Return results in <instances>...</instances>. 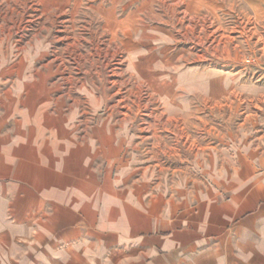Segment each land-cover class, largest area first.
<instances>
[{
  "label": "rangeland",
  "instance_id": "1",
  "mask_svg": "<svg viewBox=\"0 0 264 264\" xmlns=\"http://www.w3.org/2000/svg\"><path fill=\"white\" fill-rule=\"evenodd\" d=\"M172 3L173 0H0V142L6 140L7 145L0 144V264H140V243L120 241L110 232L84 235L73 247H50L41 241L39 216L25 214L28 209L35 210L39 200L31 194L30 186L10 179L11 172L16 169L9 165V155L11 151L15 153L14 143L9 142L14 138L15 128L27 129L18 136L41 138L40 134L31 133V126L52 123L66 127L72 121L74 125L81 121L88 126H98L100 122L103 125L110 122L115 128L119 125L128 127L133 133V129L150 123L161 141L151 140V134L137 150L123 147L126 156L145 160L143 154L159 141L161 147L165 142L167 146L179 149L177 159L183 160L182 163H171L169 156L156 151L159 167L153 170L148 167L151 172L147 170L149 182L144 184V193L153 189L160 197L139 200H144L147 208H158V214H145L144 220L154 218L161 226L159 233L165 227L163 224L171 220L172 215L166 212L168 208L174 207L175 216H178L184 207L195 209L200 203L209 201L206 197H197L195 191H230L236 186L226 180L225 183L222 179L216 181L217 177L212 175L218 170L217 149L222 150L228 141L231 144L235 137L233 129L250 111L257 112V128H263L260 113L264 112V91L257 102L242 98L239 103L233 95L214 102L194 100L190 108L192 119L187 120V124L181 117L167 123L166 118H155L156 114L168 110L169 99H175L176 89L171 87L172 82L176 74L183 75L188 67L229 75L239 69L246 76L255 71L256 76L264 75V55L254 48L256 42H264V21H256L249 13H240L238 8L226 7L223 12L215 10L217 16L207 17L206 21L188 22L184 7ZM127 16L128 22L119 21ZM122 31L128 35L124 37ZM127 36L129 39L120 45V40ZM126 47L130 52L135 47L140 48V54L130 55V58L134 57L133 62L142 67L138 72L125 71ZM131 73L151 80L148 84L159 91V97L152 93L149 85L137 88ZM168 92L171 97L167 96ZM176 93L179 98L185 95L182 88ZM47 96L53 99H46ZM75 97L82 102H74ZM85 98L96 101L93 104L96 108L94 120L90 111L93 108L84 102ZM48 100L53 117L58 109L70 116L69 122L58 119V124L48 113L43 115L44 103ZM121 110L129 114L128 121L122 125L119 120ZM176 126L188 128L191 146L183 144L184 129L181 135L174 134ZM165 128L167 130L163 131ZM253 137L255 135L246 138L254 140ZM253 145L258 146V163L264 151L259 150L258 140ZM3 146L4 151L1 150ZM115 154L117 151L112 157L116 158ZM228 154L231 158L234 155L233 151ZM184 155L187 161H184ZM248 155L249 152L240 151V157L234 159L233 168L237 173L244 170V159H248ZM209 156L214 165L208 167ZM30 169L40 176V167L22 168L23 172ZM101 169L98 168L99 176ZM248 170L255 172V185L259 191L264 185V167L257 164ZM231 171L229 167L226 178ZM220 173L224 174L222 170ZM40 177L46 179L48 175L44 172ZM124 181L120 185H133V182L126 184ZM228 194L213 201L227 203ZM128 201L137 202V199ZM127 218L137 223L140 215L136 213L133 219L130 215ZM237 224L218 240L189 247L177 260L168 259L163 253L152 258L145 252L142 254L146 255L145 264H264V220L260 219L256 228L250 230L248 224L241 223L240 227ZM144 248L147 249V244Z\"/></svg>",
  "mask_w": 264,
  "mask_h": 264
},
{
  "label": "crops",
  "instance_id": "2",
  "mask_svg": "<svg viewBox=\"0 0 264 264\" xmlns=\"http://www.w3.org/2000/svg\"><path fill=\"white\" fill-rule=\"evenodd\" d=\"M172 4L184 7L188 22L206 21L207 17L217 16L215 10L221 9L223 12V8L226 7L238 8L240 13H249L256 21H264V0H173ZM128 19L129 16L119 21L121 23L128 22ZM110 32L111 35L112 27ZM122 35L128 34L122 31ZM128 39L129 36L125 40H120V45L123 46V42ZM254 48L264 55V42L261 44L256 42ZM125 51L127 55L125 71L138 72L142 67L140 63H134V57L131 56L130 58V55L140 54V48L135 47L130 52L126 47ZM185 70L183 75L176 74L171 85L176 89V92L178 88H182L185 95L182 96L183 98H179L178 93L175 92V96L173 93L175 99L173 97L169 99L168 110L156 114L155 119L166 118L165 123H167L181 117L180 119H183L184 123L187 124L189 122L187 120L190 119L191 121L192 119L193 111L190 112V108L194 100L202 103L205 101L214 102L219 98L233 95V98H238L239 103H241L242 98L249 99L248 102H257L260 93L264 91V75L256 76V71L248 72L246 76L242 69L232 75L198 67H188ZM131 75L134 77L133 82L137 88L149 85L148 82L151 81L142 78L139 73V77L133 73ZM120 81L125 83L121 78ZM150 87L152 93L158 96L159 91L152 86ZM167 96L171 97L172 94L168 92ZM49 98L50 100L53 99L49 96L46 97V99ZM56 98L58 99L59 96ZM75 98L74 102H82L80 98ZM50 100L44 103L43 115L48 113L49 117L56 119L58 124L60 123L58 119H61L59 120L61 122H64L65 119L69 122L70 116H65L58 109L57 115L53 117L54 113L50 111ZM159 100L162 101L163 99L160 98ZM84 102H88L90 109L93 108L90 111L93 113L92 120H94L96 116V108L93 105L96 103L95 99L85 98ZM165 102L168 101L165 100ZM172 104L173 106H171ZM111 113L114 114L113 110ZM119 113L121 115L119 120L122 125L123 122L128 121L129 114L122 110ZM256 114V111L246 113L242 121H239L233 129L235 137L231 144L228 141L225 146L223 145L222 150L221 148L217 149L219 155L217 173H213L214 170L210 167L212 175L217 177L216 181L222 179L223 183L226 180L229 183H236V186L230 191L223 189L214 192L208 191V193L195 191L197 197H201V199L206 197L209 201L200 203L195 209L192 206L184 207L178 216H175L177 213L174 207H172L173 210L168 208L166 212L172 217L167 224H163L165 227L160 230L162 233L158 232L161 226L154 221V218L150 217V220H144L145 214H158V208H147L144 200H139L141 198L160 197L158 196L160 193L156 191V194L153 189L150 193L148 191L144 193V184L149 182L147 176L148 172H151L148 167L151 169L159 167V159L155 155L156 151L160 152L162 156H169L168 162L176 163L179 161L182 163L183 160L177 159L180 156L179 149L167 146L165 142H163L164 146L161 147V142H159L161 136L158 137L156 128L145 121L143 123H147V126H139L133 129V133L128 127L119 125L118 128H115V125L110 122H105L104 125L103 122H100L98 126H88L81 121L79 125H74L72 121L70 122L71 125L66 127L55 126L52 123L42 127L40 125L31 126V133L33 135L40 134L41 138L18 136L22 132H27V129L21 131L19 128H15L13 129L15 130L14 138L9 140L10 143L11 141L14 143L12 147L15 150V153L11 151L9 155V165L16 169L11 172L10 179L15 183L30 186L33 189L31 194L33 193L39 200L37 208L35 210L28 209L25 214L39 216V231L43 237L41 241L46 246L73 247L80 243V239L84 235L95 236L98 232H110V235L119 237L120 241L130 240L135 244L140 243V264H145L146 255L142 256L145 252L150 253L152 258H157L163 253L167 255L168 259L177 260L180 253L189 247H195L199 245L198 243L206 244L209 240H218V237L228 232L235 223H239L237 224L238 227L241 223L243 225L248 224L250 230L256 228L260 219L264 220V185L258 191L255 185L257 180L255 172L247 171L248 168L257 164L264 167V155L257 163L256 151H258V146L253 145L258 140V144H261L259 150L264 151V123L263 128H257ZM260 117L264 120V112L260 113ZM173 129L176 135H181L184 129L185 141L183 144L192 145V143H188V128L176 126ZM166 130L165 128L163 131ZM151 134L153 136L151 140L157 139L159 141L156 144L154 142L153 146L143 154L145 160L135 159L133 155V157L126 156L127 153L123 152V147L137 150L148 141ZM251 135H255L254 140L246 138L247 136L251 137ZM5 142L6 140L0 144L7 146ZM5 146L3 149L1 147V150L4 151ZM201 149H203L202 146L200 147L202 152ZM116 151L117 154L114 156L117 155V157H112ZM228 151H233L232 158ZM240 151H247L249 155L248 159H244V170L237 173V170L233 168V161L240 157ZM185 155L183 158L184 161H187ZM213 165L214 162L210 157V163L207 166ZM27 167H40V176L45 172L48 177L43 179L36 176L37 171L33 169H30L29 172H23L22 168ZM100 167L103 170H100L99 176L98 168ZM113 167L116 171L115 177L113 176ZM229 167L232 171L227 174L228 177L226 178L225 172ZM221 170L224 172L222 175ZM139 179V182H135ZM124 180L128 182L126 184L133 182V185H120L125 183ZM192 191L190 192L191 195ZM225 193H229L227 203L213 201L215 198H222ZM135 199L137 202L128 203V200ZM136 213L140 215V220H135L137 223L127 218L130 215L133 219ZM146 244L147 249L144 248Z\"/></svg>",
  "mask_w": 264,
  "mask_h": 264
},
{
  "label": "built area",
  "instance_id": "3",
  "mask_svg": "<svg viewBox=\"0 0 264 264\" xmlns=\"http://www.w3.org/2000/svg\"><path fill=\"white\" fill-rule=\"evenodd\" d=\"M262 70L264 71V67L262 68Z\"/></svg>",
  "mask_w": 264,
  "mask_h": 264
}]
</instances>
